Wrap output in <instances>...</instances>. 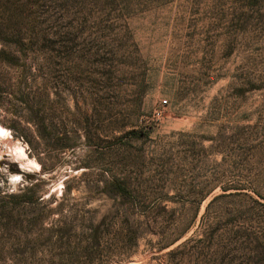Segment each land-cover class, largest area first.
<instances>
[{"label": "rangeland", "instance_id": "rangeland-1", "mask_svg": "<svg viewBox=\"0 0 264 264\" xmlns=\"http://www.w3.org/2000/svg\"><path fill=\"white\" fill-rule=\"evenodd\" d=\"M0 106V264H264V0H0Z\"/></svg>", "mask_w": 264, "mask_h": 264}, {"label": "trees", "instance_id": "trees-1", "mask_svg": "<svg viewBox=\"0 0 264 264\" xmlns=\"http://www.w3.org/2000/svg\"><path fill=\"white\" fill-rule=\"evenodd\" d=\"M1 107V106H0ZM32 125L35 127L36 136L41 138L40 134V126L37 122L32 121ZM32 145V144H31ZM34 186L31 187H25L23 188L18 194L11 195L10 198L14 200H18L23 202V204L27 205L31 203V200L33 199H41V196L36 195V190L34 189ZM222 190L224 193L230 191V190H240L239 188H236L235 186H230L229 188L222 187ZM70 192V187H65L63 194H68ZM102 193H104L107 197L112 198L114 200H120L119 205L121 206V209L119 211V215L116 217L117 221L120 223V232L118 234V241L124 244V246H127L128 243H132L134 240H138L140 233L142 232H154V225L157 224L154 222L151 214H152V208H156L158 201L154 200L152 202V207H145L139 204V202L135 199V197L132 195V192L130 188L128 187L127 182L124 179L120 178H114L109 188L106 186L104 187ZM234 194H229V196ZM226 196V194H222L216 198H214L209 205H211L213 202H215L216 199ZM42 204V203H40ZM48 204H51L50 202H47ZM46 206V205H45ZM61 208V207H60ZM59 209L58 211H60ZM46 209H42L41 212H39L34 220L32 222L33 225L36 224V226H43V221L46 218ZM53 213V211L51 210ZM55 214V213H53ZM61 214V213H60ZM144 218V221H139L138 218ZM62 223V222H61ZM112 224L109 222L107 224V218H104L98 225L89 224V226L85 227V232H89V235L94 241H97L101 238H103L104 234L107 232L105 228L110 227ZM43 232L51 234L54 233H69L72 232L73 229H69V226L63 223V228L58 227H51V228H42ZM125 233V234H124ZM181 235L178 237L180 238ZM172 244V243H171ZM169 244V245H171ZM182 247L179 246L177 248L180 249Z\"/></svg>", "mask_w": 264, "mask_h": 264}, {"label": "bare ground", "instance_id": "bare-ground-1", "mask_svg": "<svg viewBox=\"0 0 264 264\" xmlns=\"http://www.w3.org/2000/svg\"><path fill=\"white\" fill-rule=\"evenodd\" d=\"M0 141L4 144L6 147L5 152H8L9 155L15 157L16 159L20 160V152L23 153L22 156H25L26 153L23 152V148L21 147L20 144H16L13 139L11 134L8 132V130L4 129L3 127L0 126ZM19 143V142H17ZM15 147V148H14ZM18 150V152L16 151ZM20 151V152H19ZM3 152V151H1ZM0 152V157L3 155ZM26 157V156H25ZM23 160V159H22ZM24 164V162H23ZM32 165V164H31ZM26 167H30V164H27ZM33 167V166H32ZM31 167V168H32ZM34 168V167H33Z\"/></svg>", "mask_w": 264, "mask_h": 264}, {"label": "built area", "instance_id": "built-area-1", "mask_svg": "<svg viewBox=\"0 0 264 264\" xmlns=\"http://www.w3.org/2000/svg\"><path fill=\"white\" fill-rule=\"evenodd\" d=\"M167 104H168V101H167V100H163V101H162V105L165 106V105H167Z\"/></svg>", "mask_w": 264, "mask_h": 264}]
</instances>
